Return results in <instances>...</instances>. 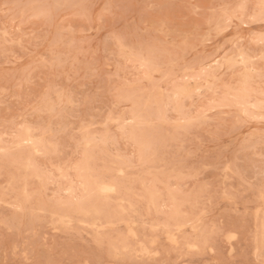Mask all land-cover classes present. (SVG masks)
<instances>
[{
    "label": "rangeland",
    "instance_id": "rangeland-1",
    "mask_svg": "<svg viewBox=\"0 0 264 264\" xmlns=\"http://www.w3.org/2000/svg\"><path fill=\"white\" fill-rule=\"evenodd\" d=\"M264 0H0V264H260Z\"/></svg>",
    "mask_w": 264,
    "mask_h": 264
},
{
    "label": "snow or ice",
    "instance_id": "snow-or-ice-1",
    "mask_svg": "<svg viewBox=\"0 0 264 264\" xmlns=\"http://www.w3.org/2000/svg\"><path fill=\"white\" fill-rule=\"evenodd\" d=\"M261 254L264 255V251H262ZM260 264H264V259L260 261Z\"/></svg>",
    "mask_w": 264,
    "mask_h": 264
}]
</instances>
